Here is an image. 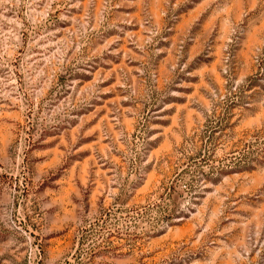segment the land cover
Returning <instances> with one entry per match:
<instances>
[{"label":"rangeland","instance_id":"rangeland-1","mask_svg":"<svg viewBox=\"0 0 264 264\" xmlns=\"http://www.w3.org/2000/svg\"><path fill=\"white\" fill-rule=\"evenodd\" d=\"M0 264H264V0H0Z\"/></svg>","mask_w":264,"mask_h":264}]
</instances>
